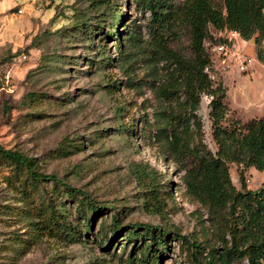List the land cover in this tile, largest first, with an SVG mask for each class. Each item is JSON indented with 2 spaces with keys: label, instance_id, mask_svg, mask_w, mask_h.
Wrapping results in <instances>:
<instances>
[{
  "label": "rangeland",
  "instance_id": "374dc122",
  "mask_svg": "<svg viewBox=\"0 0 264 264\" xmlns=\"http://www.w3.org/2000/svg\"><path fill=\"white\" fill-rule=\"evenodd\" d=\"M150 19L151 13L141 10L136 0H111L110 5L88 0H0V144L33 157L40 173L86 192L92 205L105 206L97 213L86 209L91 221L86 233L81 194L69 196L54 180L35 181L0 157V264H124L131 254L139 257L136 246L149 241L141 237L135 243L128 241L127 228L138 223L165 227L162 213L146 201L151 193L141 179L143 169L159 180L157 198L171 231L167 247L160 246L164 250L160 264H197L192 246L183 245L174 234L202 241L205 221L211 239L206 209L187 194L178 164L164 158L160 147L142 134L143 128H150L147 118L154 121L157 103L150 54L141 48L126 63L127 74L117 64L116 39L106 37L120 33L123 46L137 51L129 35L133 29L138 46L149 51L155 41L147 27ZM253 40L245 45L256 56L255 72L242 73L234 81L236 95L231 101L225 86L228 105L264 99V60L258 58ZM170 46L192 55L185 30ZM104 56L108 62L101 61ZM164 64L159 63L160 69ZM212 98L202 95L198 115L203 140L215 152L209 115ZM261 107L231 110L246 120L263 115L264 100ZM230 172L238 190H243L241 174L248 189L264 186V171L254 166L232 163ZM47 206L56 209L62 222L80 229L73 241L39 233L38 211ZM115 214L122 225L118 234L113 232ZM105 236L111 241L102 247L99 240ZM207 251L205 247L198 258L205 260Z\"/></svg>",
  "mask_w": 264,
  "mask_h": 264
},
{
  "label": "trees",
  "instance_id": "16d2710c",
  "mask_svg": "<svg viewBox=\"0 0 264 264\" xmlns=\"http://www.w3.org/2000/svg\"><path fill=\"white\" fill-rule=\"evenodd\" d=\"M88 1L110 5L111 0ZM136 1L141 10L151 13L152 19L147 27L155 38L153 49L148 51L138 46V36L133 29H129V35L132 46L138 47L137 51H130L123 46L120 33L106 37L116 39L119 51L117 64L127 74L126 63L134 60L141 48L150 54L148 64L152 78L157 82L153 87L157 103L152 115L154 121L147 118L150 128H143L142 134L148 136L152 145L160 147L164 158H172L178 164L182 171L180 179L187 194L206 209L212 227L211 239L208 238L205 221H202L201 227L205 236L202 241L196 237L188 239L179 233L174 234V238L180 239L183 245L192 246L197 264H234L245 260L248 264H264V186L258 190L248 189L241 174L243 190H238L230 172L232 163L254 166L264 171V110L261 116L246 120L237 118L226 101L223 80L214 83L205 72L212 57L210 45L207 47L206 42H216L218 33L225 28L240 31L246 40L255 38L258 58L264 60V50L261 48L264 39V0H185L179 4L172 0ZM183 30L189 34L191 56L170 46V42ZM106 37L102 41L105 42ZM107 60L108 57L104 56L101 61ZM161 62H165L162 71L159 66ZM203 94L213 97L209 104V115L212 136L217 146L215 152L202 136L203 120L198 110ZM0 157L25 170L35 181L54 180L64 185L69 196L81 194V218L86 233L91 228V221L86 218V209L91 208L94 213L105 209V206L92 205L86 192L72 188L55 175L40 173L33 157L28 158L19 151L7 150L1 144ZM141 179L151 193L146 201L162 213L165 227L143 223L128 227V241L135 243L141 237L143 241L149 242L140 248L136 246L135 249L140 251L139 257L131 254L124 264H160L159 259L164 252L160 246L167 247L166 238L171 234L169 222L157 198L159 180L146 169L141 170ZM46 208L38 211L35 225L39 233L49 238L66 236L73 241L80 229L66 224V221L62 222L56 209L49 206ZM118 222V215H113L115 234L122 229ZM110 241L111 238L105 236L100 238L99 244L105 247L104 244ZM205 247H208V251L202 261L198 254Z\"/></svg>",
  "mask_w": 264,
  "mask_h": 264
},
{
  "label": "built area",
  "instance_id": "2783aa9c",
  "mask_svg": "<svg viewBox=\"0 0 264 264\" xmlns=\"http://www.w3.org/2000/svg\"><path fill=\"white\" fill-rule=\"evenodd\" d=\"M247 42L250 41L244 39L240 31L225 28L218 33L217 41L209 46L212 57L205 68L214 83H218L231 71L240 74L255 72L257 59L245 49Z\"/></svg>",
  "mask_w": 264,
  "mask_h": 264
},
{
  "label": "crops",
  "instance_id": "0c3cea01",
  "mask_svg": "<svg viewBox=\"0 0 264 264\" xmlns=\"http://www.w3.org/2000/svg\"><path fill=\"white\" fill-rule=\"evenodd\" d=\"M250 43H251V41H250ZM245 49L248 51V53L252 54L251 53L252 50H250V47L248 48V46L245 45ZM241 76H242V73L240 74L239 72H235V71H231V72H229V73H227L226 75L223 76L222 80H223L225 86H229V89H227L228 100L229 101H231L230 99L233 98L234 95H236V93L234 92V89H235L234 85L236 84V82H234V81H236V79H238V78H241ZM262 101L258 100L256 102H248V103H245V104H244V102H241V103L239 102L237 104L236 103H231L229 105H230V108H232V109L249 110L253 106H256V107L258 106L260 108ZM261 108H263V107H261Z\"/></svg>",
  "mask_w": 264,
  "mask_h": 264
},
{
  "label": "water",
  "instance_id": "95a60500",
  "mask_svg": "<svg viewBox=\"0 0 264 264\" xmlns=\"http://www.w3.org/2000/svg\"><path fill=\"white\" fill-rule=\"evenodd\" d=\"M251 42L253 43V42H254V40L252 39V40H251Z\"/></svg>",
  "mask_w": 264,
  "mask_h": 264
}]
</instances>
